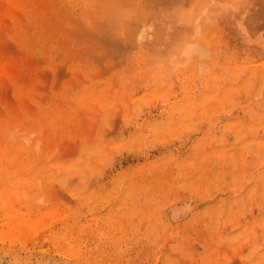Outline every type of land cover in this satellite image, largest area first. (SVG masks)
I'll return each instance as SVG.
<instances>
[{"label": "rangeland", "instance_id": "374dc122", "mask_svg": "<svg viewBox=\"0 0 264 264\" xmlns=\"http://www.w3.org/2000/svg\"><path fill=\"white\" fill-rule=\"evenodd\" d=\"M230 2L0 0V264H264V0ZM164 15L170 56L129 51Z\"/></svg>", "mask_w": 264, "mask_h": 264}, {"label": "bare ground", "instance_id": "6f19581e", "mask_svg": "<svg viewBox=\"0 0 264 264\" xmlns=\"http://www.w3.org/2000/svg\"><path fill=\"white\" fill-rule=\"evenodd\" d=\"M130 1H131V0H130ZM203 1H204V0H203ZM227 1H228V0H227ZM173 2H174V0H173ZM176 2H177V1H176ZM212 2H213V1H212ZM222 2H223V1H222ZM224 2H226V1H224ZM229 2H230V0H229ZM233 2H235V1H233ZM233 2H230V3H233ZM140 3H141V2H140ZM181 3H182V2H181ZM190 3H191V1H190ZM100 4H101V3H100ZM205 4H206V3H205ZM225 4H227V2H226ZM136 5H137V4H136ZM184 5H185V8H187L186 3L183 4V6H184ZM188 5H189V4H188ZM191 5H192V4H191ZM209 5H210V4L207 5L208 7L206 6L207 8L204 7V6H202V7H204V8H200V7H199V8H200V10H199L200 13L198 12V13H199V16H197L196 18H193V24L191 25V27H188V28L184 29V30H185L184 32L181 31V32H176V33L173 34V31H171L172 34H173L172 36H171V35H167V33H168L169 30H173L172 27H171V26H173L172 22H167V23H165L166 20H169L168 18H170L172 15H171L170 17H169L168 15H167L168 17H166V16L164 15V16L166 17V19H165V17H164V23H163V21H161V22L158 23V25L156 24V25H157L156 27H154V25H151V24H150V25H146V24L144 23L143 20H142V22H141V21L139 22V20H137V19L134 17V18H135V21L137 20V23L135 22V24L133 23V25H131L132 23L130 24V26H131L130 28H131V29H128V30H127V31L130 32V33L128 32V33L130 34L129 37H128V34H127V33H126L127 36H125V34H123L124 37H127L128 40H127V39H125V40L128 41V42H127V41H126V42H127V44L130 46V48L128 47L129 49L126 48V47H125V48L128 49V50L131 51V52L134 51V50H137V51L140 50V51H142V53H144L147 49H148V51H149L150 49H152V48H153L152 45L155 46V47L153 48V50H155V51L157 50L156 52H158V49L160 48L159 46H162V48H164V51H163V50L161 51V49H162V48H161V49L159 50V52L161 51L162 54H165L164 52H165V51L167 52L169 48H166V46H165V47H163V46L166 44L165 41L169 40V36H171L170 39H171V40L173 39V40H174V41H173L174 43H172L171 40H170V43H171V44H170L169 42H168V43H169L170 46H171L172 53H171V50H170V51H168V52L170 53L171 56H170V55H167V53L165 54V55H166V58H167V56H170V58H169V57H168V58H169L171 61L169 60V61H170V62H169L168 59H167L166 64H167V67H168V65H170L169 67H170L171 71L176 69L175 67H177L176 65H178V64H176V62L179 63L178 61L180 60V59H179V60L176 61L175 58H173V57H175V56H176V58H177V56H178V57H181V59H182V58L185 59V61H184V59H182V61H180L179 64H181V62L183 63V61H184V63H186L187 60L190 61L189 59L191 58V56L196 55V54H195L196 51H199V52L201 51L202 53H201V56H200V57H202V56L204 55L205 58H206V55H205V54H207V52L205 53L206 49H205V51H204V48H205V45H206V47H207V46H208L207 44H211V42H212V39H209V38H210V37H209L210 34H209L208 36H203L202 41L205 42V43H207V44H204V46L201 45L202 43L199 44V45H197V42H196L197 39H195L197 36H194V35H195V34L197 33V31H198V28H199V26H200L199 23H200V22L203 23V22L205 21V19L208 20V18H207L208 16H209V18L211 17V15H208L207 13H204V14H203V18H200V16H202L201 14H202L205 10H206V12L209 11V9H208V8H209ZM213 5H214V4H213ZM234 5H236V4H234ZM234 5H233V6H234ZM138 6H139V5H138ZM174 6H175V5H174ZM178 6H179V5H178ZM178 6H177V7H178ZM193 6H195V5H193ZM210 6H211V5H210ZM233 6H232V7H233ZM180 7H181V6H180ZM180 7H179V8H180ZM191 7H192V6H191ZM124 8H126V7L124 6ZM128 8H129V7H128ZM135 8H137V7H135ZM138 8H139V7H138ZM170 8H171V7H170ZM181 8H182V7H181ZM185 8H184V12H185ZM188 8H189V6H188ZM197 8H198V7H197ZM205 8H206V9H205ZM216 8H217V7H215V9H216ZM235 8H236V7H235ZM141 9H142V8H141ZM172 9H173V8H171V11H173ZM203 9H205V10H203ZM210 9H211V8H210ZM136 10H138V9H136ZM136 10H135V11H136ZM190 10H191V9H190ZM193 10L195 11V9H192L191 12H192ZM201 10H202V11H201ZM217 10H218V9H217ZM121 11H123V10H121ZM171 11H170V13H172ZM174 11H176V10L174 9ZM187 11L190 12L189 10H187ZM194 11H193V13H192L193 15H194ZM211 11H212V14H213L214 12H215V13L217 12L216 10H215V11H214V10H211ZM211 11H210V12H211ZM213 11H214V12H213ZM118 12H119V13H118ZM118 12H115V13L111 14L110 17H112V19H110V17H109L110 20L107 21V22H108L107 24H108V25L111 24V25L108 26V27H111L112 30H117V29H118V31L120 32V26H119V25L121 24V22H122V23L124 22L123 24H124V26L126 27V25H125V24H127L126 21H127V20H130V22H131V19H132V18H131V19H130V18H125V17L122 16L123 14L120 13V11H118ZM127 12H129V11H127ZM138 12H139V11H138ZM140 12H141V11H140ZM188 12H187V13H188ZM195 12L197 13V11H195ZM210 12H208V13H210ZM219 12H220V10H219ZM219 12H218V13H219ZM117 13L120 14V15L117 16V15H118ZM124 13H125V12H124ZM129 13H130V12H129ZM173 13H174V12H173ZM176 13H177V12H176ZM179 13H181V12L179 11ZM187 13H186V14H187ZM196 13H195V15H196ZM198 13H197V15H198ZM218 13H217V14H218ZM138 14H139V13H138ZM145 14H146V13H145ZM188 14H189V13H188ZM188 14H187V15H188ZM205 14H206V16H207V17L205 16L206 18H204V15H205ZM90 15H91V14H90ZM169 15H170V14H169ZM173 15H174V14H173ZM195 15H194V16H195ZM124 16H128V15L124 14ZM178 16H179V15H178ZM178 16H177V14H176V21H177V22L180 20V17H178ZM194 16H193V17H194ZM215 16H216V15H215ZM85 17H86V16H85ZM89 17H90V16H89ZM122 17H123L125 20H126V19H127V20L124 21ZM212 17H213V15H212ZM212 17H211V19H212ZM78 18H79V17H78ZM181 18H183V17H181ZM213 18H214V17H213ZM69 19H70V18H69ZM153 19H154V18H153ZM159 19H160V18H159ZM173 19H174V18H173ZM190 19H191V18H190ZM190 19H188L187 21L189 22ZM147 20H148V19H147ZM155 20H156V19H155ZM160 20H162V19H160ZM183 20L186 21V19H183ZM209 20H210V19H209ZM110 21H112V23H111ZM191 21H192V20H190V22H191ZM109 22H110V23H109ZM138 22H139V23H138ZM214 22H215V21H214ZM119 23H120V24H119ZM128 23H129V22H128ZM147 23H152V21H151V22H147ZM210 23H211V22H210ZM117 24H118V25H117ZM123 24H122V26H121L122 28H123ZM171 24H172V25H171ZM190 24H191V23H189V25H190ZM204 24H205V22H204ZM212 24H213V21H212ZM214 24H215V23H214ZM94 25H95V24H94ZM113 25H114V27H113ZM205 25H209V22H207ZM92 26H93V25H92ZM117 27H118V28H117ZM128 27H129V26H128ZM128 27H126L125 29H127ZM111 28H110V29H111ZM116 28H117V29H116ZM122 28H121V29H122ZM153 28H155V30H154ZM173 28H175V27H173ZM203 28H204V27H203ZM213 28H214V27H213ZM151 29H153V30L155 31V33H154V31H153V33H152V32L150 31ZM163 29H164V30H163ZM176 29L179 30V29H182V28H178V26H176L175 30H176ZM209 29H210V28H209ZM123 30H124V28H123ZM206 30H208V29H206ZM191 31H192V33L189 34V32H191ZM211 31H212V30H211ZM28 32H29V31H28ZM114 32H115V31H114ZM121 32H122V31H121ZM193 32H194V33H193ZM203 32H204V30H203ZM123 33H124V32H123ZM149 33H150V34H149ZM181 33H182V34H181ZM209 33H210V32H209ZM169 34H170V32H169ZM199 34H200V32H199ZM199 34L197 33L196 35H199ZM201 34H202V33H201ZM203 34H204V33H203ZM207 34H208V33H207ZM121 35H122V34H121ZM121 35H120V36H121ZM123 35H122V36H123ZM174 35H175V36H174ZM122 36H121V38H122ZM130 36H131V37H130ZM167 36H168V37H167ZM173 36H174V37H173ZM199 36H200V35H199ZM199 36H198V37H199ZM210 36H212V35H210ZM129 38H131V39H129ZM193 38H194L195 40H194ZM122 40H123V39H122ZM157 40H158V41L160 40V42H161V44L159 43V46H158V43H157V42H154V41H157ZM192 40H193V41H192ZM210 40H211V41H210ZM152 41H153V43H152ZM214 41H215V39H214ZM154 43H155V45H154ZM156 43H157V44H156ZM127 44H125V45H127ZM169 44H168V45H169ZM245 44H246V43H245ZM156 45L158 46V49L156 48ZM200 45H201V46H200ZM208 47H209V46H208ZM221 47H222V46H221ZM221 47H220V48H221ZM131 48H132L133 50H132ZM165 48H166L167 50H166ZM172 48H173V49H172ZM143 50H144V51H143ZM117 51H118V50H117ZM117 51H115V52H117ZM150 51H151V50H150ZM155 51H154V53L157 55L158 53H156ZM203 51H204V52H203ZM214 51H215V50H214ZM161 52H160V55H161ZM194 52H195V53H194ZM129 53H130V52H129ZM151 53H152V51H151ZM169 53H168V54H169ZM146 54H147V52H146ZM155 54H154V55H155ZM227 54H228V53H227ZM151 55H152V54H150V56H151ZM160 55H159V56H160ZM165 55H163V56L161 55L160 58L165 57ZM199 55H200V54H199ZM211 55H212V54H211ZM143 56H144V55H143ZM157 56H158V55H157ZM197 56H198V55H197ZM204 56H203V57H204ZM146 57H147V56H146ZM151 57H152V56H151ZM144 58H145V56H144ZM156 58H159V57H156ZM156 58H154V61L156 60ZM160 58L158 59V63H159V64H160ZM171 58H172V59H171ZM212 58H213V57H212ZM149 60H150V59H149ZM161 60H162V59H161ZM163 60L165 61V59H163ZM173 60H174V61H173ZM164 61H163V62H164ZM175 61H176V62H175ZM161 62H162V61H161ZM138 63H139V62H138ZM144 63H145V62H144ZM144 63H143V64H144ZM169 63H170V64H169ZM184 63L181 64V66L183 65V67H184ZM187 63H188V62H187ZM187 63H186V64H187ZM124 64H125V63H124ZM124 64H123V65H124ZM155 64H156V63H155ZM163 64H165V62H164ZM166 64H165V65H166ZM214 64H215V63H214ZM232 64H233V63H232ZM156 65H157V64H156ZM160 65H161V64H160ZM171 65H173V66H171ZM215 65H217V64H215ZM141 66H143V65H141ZM235 66L237 67L238 65H234V67H235ZM171 67H172V68H171ZM234 67H233V68H230V69L232 70V69H234ZM242 67H243V66H242ZM244 67H246V66H244ZM178 68H179V67H178ZM224 68L226 69V67H224ZM237 68H238V67H237ZM168 69H169V68H168ZM168 69H166V70L169 72ZM228 69H229V68H228ZM228 69H227V71H228ZM235 69H236V68H235ZM259 69H260V68H259ZM197 70H198V69H197ZM223 70H224V69H223ZM231 70H230V71H231ZM248 70H249V69H248ZM220 71H221V70H220ZM224 71H225V70H224ZM224 71L222 72V74H226V73H224ZM225 72H226V71H225ZM228 72H229V71H228ZM232 72H234V71H231V73L229 72V74H232ZM171 73H172V72H171ZM222 74H221V75H222ZM192 75H193V74H192ZM219 75H220V73H219ZM226 75H227V74H226ZM227 76L229 77V75H227ZM193 77H194V76H193ZM193 77H192V78H193ZM263 78H264V77H263ZM183 79H184V78H183ZM188 79H189V78H188ZM193 79H194V78H193ZM195 79H197V78L195 77ZM223 79H224V78H223ZM180 80H181V79H180ZM191 80H192V79H191ZM224 80H225V79H224ZM224 80H223V82H224ZM181 81H182V80H181ZM192 81H193V80H192ZM132 82H133V81H132ZM197 82H198V80H197ZM228 82H229V81H228ZM181 83H182V82H181ZM211 83H212V82H211ZM225 83H227V82H225ZM261 83H262V82H261ZM230 85H231V84H230ZM183 86H184V85H183ZM232 86H233V84H232ZM189 87H190V86H189ZM199 87H200V86H199ZM225 87H226V86H225ZM232 88H234V87H232ZM225 89H226V88H225ZM225 89H222V91L225 90ZM234 89H235V88H234ZM185 90H186V85H185ZM199 90H200V89H199ZM225 91H226V90H225ZM225 91H224V92H225ZM226 92H227V91H226ZM228 92H230V91H228ZM132 93H133V92H132ZM259 93H260V92H259ZM225 94H226V93H225ZM188 95H189V94H188ZM259 95H260V94H259ZM129 96H130V95H129ZM186 96H187V95H186ZM256 96H257V94L255 95V98H256ZM263 96H264V95H263ZM203 97H204L205 100H207L206 98H208V97L205 96V95H204V96H201V97L199 98V99L201 100V102H202ZM218 97H219V96H218ZM218 97H217V99H219ZM257 98H258V96H257ZM261 98H262V97H261ZM168 99H169V98H168ZM208 99H209V98H208ZM217 99H216V101H217ZM125 100H126V99H125ZM214 100H215V99H214ZM184 101H185V105H184V106H185V108H186V106L189 105V102L186 104L187 101H186V100H184ZM184 101H183V102H184ZM183 102H181V103L184 104ZM199 102H200V101H199ZM201 102H200L199 104H202ZM205 102H206V101H205ZM194 103L197 104V103H198L197 100H196ZM197 105H198V104H197ZM197 105H196L195 107H197ZM198 106H199V105H198ZM189 107H190V105H189L187 108H189ZM191 107H192V106H191ZM185 108H184V110L187 109V108H186V109H185ZM179 109H181L182 112L184 111L183 108H181V107H180ZM189 109H190V108H189ZM248 109H249V108H248ZM170 110H171V109H170ZM186 111H187V110H186ZM262 111H263V110H262ZM179 112H180V111H179ZM187 112H188V111H187ZM252 112H253V111H252ZM182 117L184 118L183 115H182ZM252 117H254V116H252ZM213 119H214V118H213ZM214 121H215V120H214ZM255 121H256V120H255ZM255 121H254V122H255ZM212 122H213V121H212ZM152 128H153V131H154V132L157 131V130H156V127H155V128L152 127ZM152 128H151V130H152ZM157 128H158V127H157ZM154 129H155V130H154ZM158 132H159V131H158ZM0 133H1V132H0ZM17 133H18V132H17ZM237 133H238V131H237ZM237 133H235L234 136L237 137V140H238V142H239V147H241V148H245V147H247V146H251V147L256 148V141H255V140H247V141H245V139H244L243 137L239 136V134L236 135ZM12 134H13V132H12ZM31 135H32V134H31ZM7 137H8V136H7ZM10 138H11V137H10ZM24 138H25V137H24ZM28 138H29V137H28ZM19 139H20V138H19ZM21 140H24V139H21ZM27 140H28V139H27ZM1 141H2V140H1ZM13 141H14V140H13ZM2 142H3V141H2ZM35 142H36V141H35ZM38 142H39V141H38ZM33 145L36 147V144L33 143ZM31 147H32V146H31ZM37 150H38V148H37ZM254 150H255V149H254ZM35 152H36V151H35ZM220 152H221V151H220ZM220 152H219V153H220ZM221 153H222V152H221ZM222 154H223V153H222ZM228 154H229V153H227V155H226V154H225V155H226V157L229 159V157H228L229 155H228ZM230 156H231V154H230ZM83 158H84V157H83ZM198 158H199V157H198ZM259 161H260V160H259ZM109 163H110V162H109ZM53 164L56 165V163H53ZM232 164H233V163H232ZM259 164H260V163H259ZM7 165H8V164H7ZM49 165H50V164H49ZM60 166H61V165H59V167H60ZM63 166H64V165H63ZM260 166H261V165H260ZM61 167H62V166H61ZM66 167H67V166H66ZM257 167H258V166H257ZM21 168H22V167H21ZM116 168H117V167H116ZM20 171H21V170H20ZM263 171H264V170H263ZM21 172H22V171H21ZM248 175H249V174H248ZM241 178H242V177H241ZM238 186H239V185H238ZM240 187H241V186H240ZM19 188H20V187H19ZM33 189H34V188H33ZM21 192H22V191H21ZM22 193H23V192H22ZM24 193H25V192H24ZM3 194H4V196H5L6 193H3ZM9 195H10V194H9ZM77 195H78V194H77ZM2 197H3V195H2ZM6 197H7V196H6ZM6 197H5V198H6ZM3 198H4V197H3ZM3 198H2V199H3ZM13 198H15V197L13 196ZM13 198H12V200H13ZM7 199H8V198H7ZM40 199H41V198H40ZM21 200H22V199H21ZM178 200H179V199H178ZM4 201H6V200H4ZM4 201H3V200L1 201L3 205H4ZM7 202H8V201H7ZM14 202H15V201H14ZM23 202H24V201H23ZM36 203H37V201H36ZM35 205H36V204H35ZM6 206H7V205H6ZM6 206H5V208H6ZM9 207H10V206H9ZM250 210H251V209H250ZM11 211H12V210H11ZM11 211H10V213H11ZM14 212H15V211H13V214H14ZM174 212H175V211H174ZM174 212H173V213H174ZM36 214H37V213H36ZM39 214H40V213H38V215H37L38 217L41 216V215H39ZM15 215H16V213H15ZM44 215H46V212H45V211H44ZM44 215H43V213H42V216H44ZM61 215H62V214H61ZM13 216H14V215H13ZM38 217H35V220H36V221H35L34 219H33L34 221H33L32 219L29 220V221H31L32 224H33V222H34V224L37 222V224H35V226H37V227H38V222H39L38 219H37ZM43 218L46 219V216H44ZM27 219H28V218H27ZM40 219H41V217L39 218V220H40ZM61 219H62V218H61ZM42 220H43V219H42ZM20 221H21V219H20ZM22 221H24V220L22 219ZM27 221H28V220H27ZM46 221H47V220H46ZM64 221H65V220H64ZM40 222H41V221H40ZM40 222H39V223H40ZM44 222H45V221H44ZM29 223H30V222H29ZM31 223H30V224H31ZM48 223H49V222H48ZM14 225H15V224H14ZM229 225H230V224H229ZM25 226H26V225H25ZM40 226H42V223H41ZM40 226H39V227H40ZM16 227H17V226H16ZM20 227H22V226H19V227L17 228V230H19ZM27 227H28V225H27ZM30 227H31V226H30ZM30 227H28L29 230H30ZM37 227H36V228H37ZM39 227H38V228H39ZM36 228H35V229H36ZM38 228H37V230H38ZM42 228H43V227H42ZM52 228H53V227H52ZM25 229H27V228L25 227ZM29 230H28V232H29ZM33 230H34V229H33ZM67 231H68V230H67ZM43 232H44V231H43ZM30 234H31V231H30ZM62 234H63V233H62ZM31 236H33V237L35 238V235L32 234ZM31 236H30V237H31ZM263 236H264V235H263ZM33 237H31V238H33ZM31 238H30V239H31ZM36 238H37V237H36ZM28 239H29V238H28ZM252 242H253V241H252ZM71 244H72V243H71ZM95 249H96V248H95ZM83 256H84V255H83ZM235 256H236V255H235ZM86 257H87V256H86Z\"/></svg>", "mask_w": 264, "mask_h": 264}]
</instances>
